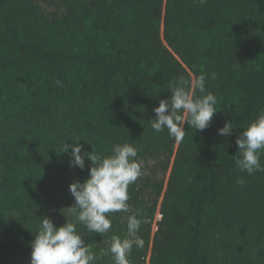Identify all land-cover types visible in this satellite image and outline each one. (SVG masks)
Instances as JSON below:
<instances>
[{"label": "trees", "instance_id": "16d2710c", "mask_svg": "<svg viewBox=\"0 0 264 264\" xmlns=\"http://www.w3.org/2000/svg\"><path fill=\"white\" fill-rule=\"evenodd\" d=\"M213 71L209 127L185 123L180 143L152 129L170 83ZM262 110L264 0H0V264H31L42 217L75 220L69 184L91 161L61 151L80 138L101 155L133 144L143 164L108 233L77 223L95 264H113L111 237L133 213L148 223L132 264H264V171L235 167Z\"/></svg>", "mask_w": 264, "mask_h": 264}, {"label": "clouds", "instance_id": "9594fccd", "mask_svg": "<svg viewBox=\"0 0 264 264\" xmlns=\"http://www.w3.org/2000/svg\"><path fill=\"white\" fill-rule=\"evenodd\" d=\"M217 73H204L194 78L183 76L170 83L171 95L159 101L153 111L155 118L150 119L156 132L168 131L176 143L183 141L189 129L203 131L209 127L217 108V96L206 89L207 79H216ZM57 84H61L57 80ZM200 95L197 96L196 92ZM233 123L226 121L218 129L221 136L230 135ZM81 139V138H80ZM80 139L65 141L62 153L69 154L70 166L84 169L85 158L91 161L89 175L83 180H73L69 191L74 197L71 207L74 221L56 226L50 217H42L38 231L31 241V264H95L98 259L93 249L85 243L84 235L77 230V223L84 226L88 233L103 236L112 228V213L130 211V184L143 175V164L138 159V149L130 143L114 144L111 153L101 155L84 151L78 143ZM68 141V140H67ZM239 156L235 167L241 172L253 174L264 171L261 157L264 156V110L236 138ZM148 223L146 217L139 218L133 213L127 217V231L123 238L111 237L109 252L113 264H132L130 259L133 248L142 249L144 240L139 235L142 224Z\"/></svg>", "mask_w": 264, "mask_h": 264}, {"label": "rangeland", "instance_id": "374dc122", "mask_svg": "<svg viewBox=\"0 0 264 264\" xmlns=\"http://www.w3.org/2000/svg\"><path fill=\"white\" fill-rule=\"evenodd\" d=\"M158 216H159V214H158Z\"/></svg>", "mask_w": 264, "mask_h": 264}]
</instances>
